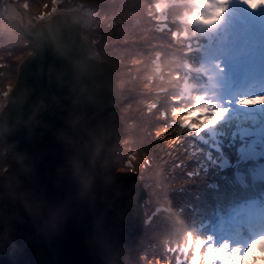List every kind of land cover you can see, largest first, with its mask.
Wrapping results in <instances>:
<instances>
[{
  "label": "water",
  "instance_id": "obj_1",
  "mask_svg": "<svg viewBox=\"0 0 264 264\" xmlns=\"http://www.w3.org/2000/svg\"><path fill=\"white\" fill-rule=\"evenodd\" d=\"M24 12L1 18L28 52L0 100L12 164L0 174V264H127L147 192L137 172L116 168V74L89 48L88 13L82 29L64 11L44 21Z\"/></svg>",
  "mask_w": 264,
  "mask_h": 264
},
{
  "label": "trees",
  "instance_id": "obj_2",
  "mask_svg": "<svg viewBox=\"0 0 264 264\" xmlns=\"http://www.w3.org/2000/svg\"><path fill=\"white\" fill-rule=\"evenodd\" d=\"M29 1L32 7L34 1ZM83 1H86V7L97 12L91 25L93 21H102L106 25L116 13V39L113 44L99 45L96 48L101 59L112 66L117 77L116 104L123 123L120 150L127 153L133 151L138 158H142L144 154H149L150 147L153 148L150 165L139 173L147 192L148 201L144 205L146 215L157 211L144 225L134 254L127 257V264H180L177 261V251L170 250V246L174 248L176 244L184 243L187 230L194 231L193 225L198 220L212 216L217 209L224 210L242 196L253 192L250 187L244 188L235 181L234 168L222 170L219 165L212 164L205 158V153L210 151L217 158L225 154L232 161L237 160L236 146L232 143L239 141L228 138L232 127H227L228 136L224 140L223 151L214 150L197 138L195 130L181 125L187 117L185 113L191 115L193 101L167 99L169 92L177 93L179 90L184 75L182 62L185 57H192L190 59L194 64L199 62L194 53L185 52V39L181 36L175 39L172 35L173 30H181L183 26L178 17L185 9L192 8L189 5L171 6L167 13L170 28L158 29L155 27L158 23L155 20L158 0H104L105 2L100 3L96 2L99 0ZM65 5L62 2L58 4L63 8L72 6ZM91 25L87 31L89 39L96 37ZM185 26L189 28V25ZM25 42L26 39L20 34L0 27V54L6 49L14 51V55L25 53ZM157 51L160 53L161 73L156 72ZM7 71L11 76L16 74V68H9ZM152 76H155L154 80ZM8 77H2L3 86L13 80ZM13 82L14 80L12 84ZM157 88H163L165 93H156L154 90ZM156 99H159L157 106L147 110V104ZM170 104L175 106L171 107ZM185 108L187 110L184 112ZM163 110H167L173 125H169V119L161 115ZM193 119L199 123H209ZM175 134L179 140L174 138ZM231 140L232 145L229 142ZM117 158L120 159L118 162L116 160L117 168L124 170V156L119 153ZM169 160H173V163ZM178 160L181 162L179 166L176 165ZM136 163L139 165V160ZM6 164L9 167L12 165L11 156L5 151L0 138V170ZM241 169L249 179L247 169ZM188 173L194 176L189 177ZM214 181L218 183L217 188L208 186L209 182ZM161 206L163 208L158 210ZM162 234L169 235L170 238H162L161 252L157 241Z\"/></svg>",
  "mask_w": 264,
  "mask_h": 264
},
{
  "label": "bare ground",
  "instance_id": "obj_3",
  "mask_svg": "<svg viewBox=\"0 0 264 264\" xmlns=\"http://www.w3.org/2000/svg\"><path fill=\"white\" fill-rule=\"evenodd\" d=\"M7 3L5 19L12 20L25 17V12L18 3L12 1H7ZM164 3L160 4L161 8L165 7ZM201 6L205 10L207 17L213 18L207 23L200 20H195V22L213 27H223V38L219 40L216 48L221 51L217 53L215 51L218 50H209L205 66V70L212 77L210 88L215 92L211 94V98L219 102V109H213L214 114L219 118H223L224 114H231L235 111L249 112L254 106L260 108L261 101L264 99V90L259 89V93L256 91L255 93H258V95L249 92L244 95L239 104H234L235 102L229 100L228 97L234 93L235 88L245 86L249 82L260 83L264 86V0H234L233 4L229 0H202ZM54 11L70 13L74 20L71 21L74 26L82 29L86 26L87 12L80 11L78 7L67 9L56 7ZM45 16L41 15L34 20L44 21L46 20ZM89 48L92 53L95 52L96 54L91 43H89ZM215 56L218 57V60L213 61ZM11 87L12 85L9 86L8 91ZM224 105L228 107L229 112H225L223 108H220ZM211 131L215 130L212 129ZM241 131L254 135H264V123L251 131L247 128H242ZM241 151L249 156H258L260 153L252 144L242 146ZM145 203L147 201L144 202L143 206ZM263 227L264 223L256 226L255 229L261 230ZM226 233L227 231H223V233L217 234L212 241L216 242L221 237L224 240ZM228 246L230 247L229 240L225 241V247ZM214 257L215 254L209 256L210 262Z\"/></svg>",
  "mask_w": 264,
  "mask_h": 264
},
{
  "label": "rangeland",
  "instance_id": "obj_4",
  "mask_svg": "<svg viewBox=\"0 0 264 264\" xmlns=\"http://www.w3.org/2000/svg\"><path fill=\"white\" fill-rule=\"evenodd\" d=\"M15 1L18 3V5H20L32 17V19H36V18H39L41 15L45 16V15L51 13L52 11H54V8H56V7L60 8V6H58V4L61 3V2H62L63 5L69 4V5H72L70 7H78L79 9H81V10L87 12V13H92V14L95 13L94 14L95 17L97 15L96 14L97 12L94 9H89L88 7H86V1H83V0H33L34 1L33 2L34 5L32 7H30V1L29 0H15ZM89 1L92 2V1H96V0H89ZM96 2L100 3V2H105V1L104 0H99V1H96ZM48 5H49V7L47 8ZM65 6H67V5H65ZM6 7H7V1L6 0H0V26L2 24L1 23V18L3 17V15H5L4 10L6 9ZM29 7L33 11L32 13L30 12ZM70 7H68V8H70ZM191 8H192L193 12L197 13V17H200L201 15L207 17V14L204 11H201L198 7H191ZM65 9H67V7ZM198 10H200V11H198ZM115 12H116V9H115ZM155 20H156V18H155ZM91 21H92V19H91ZM94 23H95V25H94ZM106 25L102 21H100L98 23L93 21V23L91 25V26H93V31L96 34V37L93 38V39H90V41L94 44L96 51H97L96 46H99V45H110L111 43L113 44V42H114L113 40L116 39V13H114V18L110 19L109 22L106 23ZM155 27L158 28V29L170 28L169 24L168 25L164 24L163 27H160V23L159 22L157 24H155ZM108 28H110V29H108ZM194 28L195 27H191L190 26V32L192 34L196 33V32H194V30H195ZM210 28L212 30H214L213 33H212V36H215L216 35L215 28H213L212 26ZM172 35H173V37L175 39L178 38L179 36H181V35H177L175 32H173ZM221 38L222 37H220V39H218V40H221ZM184 39H185V47H186L185 48V52L191 50V48L194 49L196 47V45L193 44V43H195V39L194 38L192 40L186 39V38H184ZM216 40H217V38H216ZM214 44L215 45H213V49L212 50H216L217 45H218V43H214ZM200 50L203 51L204 49H200ZM204 52H206V51H204ZM25 53L23 52L20 55H14V51L6 49L3 53L0 54V99L3 98V95L8 91L9 86L12 85V81L15 78V76L13 74L11 76V74L9 73V71H7V69L16 68L17 65H18V62L25 55ZM97 53H98V51H97ZM157 53L160 55L159 51H157ZM157 53L155 55V58L156 57L158 58V54ZM192 53H195V55H198V54H196V52H192ZM190 58H192V57H185V59H188L189 61H191ZM216 59L218 60V58H216ZM196 60L198 61L199 59H196ZM115 64H116V61H115ZM182 67H183V64H182ZM6 75L9 76L8 78L11 77L13 80L12 81H8V83H5V85L3 86V83H2L1 79H3L2 77L6 76ZM154 77L155 76L151 77L152 80H154ZM154 91L156 93H158V94L165 93L164 92L165 90L163 88H160V89L157 88ZM242 96L243 95L241 94L240 97H242ZM170 98H172L171 100L180 99L179 92H177V93L169 92L167 94V99H170ZM157 101H159V99L152 100L151 102H149L147 104V110L152 109L155 106H157V103H158ZM207 105L208 104H206L204 102L202 103V105H198V106H196V104H194V108L191 111V115H188L187 112H186L185 114L187 115V117L185 119H187V118H191V119L196 118V119H198L200 121H208L210 123L209 124L206 123L207 126H202V128L203 129L206 128L208 131H211L212 130L211 128L213 127V125L215 123L219 122V119L217 118V116L199 115L198 112H197L198 110H202L203 111ZM170 106L173 107L175 105L174 104H170ZM185 110H187V109L185 108L184 112H185ZM254 110H256L257 112L256 113L255 112H251L250 114H245V113L244 114H240V115L234 117V119H232V121H230V122L229 121L221 122V123L219 122L218 128L221 129L220 135H222L219 143L225 142L224 140H225L226 136L228 135V134L225 135V133L228 130V128H227L228 126H229V128L232 127L231 129L234 128L233 130H231L230 135H229L228 138H233L234 140H236V141L238 140L239 141L238 138L241 139V136L238 135V132H242L241 131L242 128L247 127V126H250V127L254 128V127H256V126L258 127L259 125L264 123V109H263V111H260L259 113H258V109L257 108H254ZM161 115L164 118H168L169 117L168 114H167V110L166 111L163 110ZM173 124H174V122H173L172 118L169 119V125H173ZM174 138L176 140H179L178 137L176 136V134L174 135ZM241 140H244V139H241ZM261 140L263 141L264 139L262 138ZM244 141H245V143H247V145L253 144V142H254V141L250 140L249 138L245 139ZM229 142L231 144L232 140L229 141ZM227 143H228V141L226 142V144ZM232 144H234V142ZM213 147H215V146H213ZM127 148H129V146H127ZM262 151H263V149H262ZM148 152H149V154H144V156L142 158H138L137 155L133 151H130V153H127L124 150H119L120 155L122 157L124 156V161H123L124 162L123 163L124 164V170L135 171V172L138 173L139 178H140L139 171L141 169L148 168V166L151 163V157L153 155L152 154L153 148L150 147L148 149ZM194 154L196 155V153H194ZM140 155H142V154H140ZM210 155H212L214 157V155L211 154L210 151L205 153L206 160H208V161L210 160L209 159ZM221 159H223V158L221 157ZM116 160L118 162L120 159L116 158ZM138 160H139V163H138L139 165H137V163H136V161H138ZM179 160L176 163L177 166H179L181 164V162ZM169 161H172V163H173V160H169ZM210 162H213V160H210ZM8 167L9 166L6 164V166H4V168H2L0 170V174H1V172L4 169H6ZM116 168H117V165H116ZM205 168H206V166H205ZM117 170H122V169L121 168H117ZM237 172L239 174L243 175L241 173V171H239V169L237 170ZM188 176L189 177H193L194 174L188 173ZM237 177H238V175H237ZM140 180H141V178H140ZM259 224H260L259 222L258 223H249L246 228L239 229L238 231H235L234 229L230 230V233H232V236L229 239V243H230L229 255H230V260L234 264H241V262L243 261L245 255L253 247H255L256 249H258L260 251H264V227L261 230H256L255 229L256 226H259ZM164 236L165 235L162 234V236H160L159 240L157 241V244L159 246V250L161 252H162L161 245H162V242H163L162 238ZM177 237H173V238L177 239ZM165 238H170V236L169 235L165 236ZM174 264H177V262H175Z\"/></svg>",
  "mask_w": 264,
  "mask_h": 264
},
{
  "label": "clouds",
  "instance_id": "obj_5",
  "mask_svg": "<svg viewBox=\"0 0 264 264\" xmlns=\"http://www.w3.org/2000/svg\"><path fill=\"white\" fill-rule=\"evenodd\" d=\"M212 18L213 17H205L203 15L198 17V19L203 20L206 23L209 22ZM213 254H217L218 255V252L217 253H212L211 249H209V253L206 255V259H207V256H210V255H213ZM221 259H223V257H221ZM241 264H264V251H260V250L256 249L255 247L251 248L248 251V253L245 255V257H244L243 261L241 262Z\"/></svg>",
  "mask_w": 264,
  "mask_h": 264
}]
</instances>
